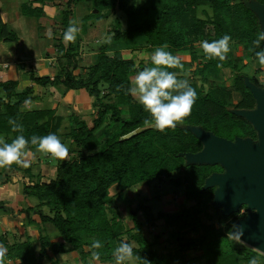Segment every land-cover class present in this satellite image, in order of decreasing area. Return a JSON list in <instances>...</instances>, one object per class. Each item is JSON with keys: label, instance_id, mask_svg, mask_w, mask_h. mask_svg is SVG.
Returning a JSON list of instances; mask_svg holds the SVG:
<instances>
[{"label": "trees", "instance_id": "16d2710c", "mask_svg": "<svg viewBox=\"0 0 264 264\" xmlns=\"http://www.w3.org/2000/svg\"><path fill=\"white\" fill-rule=\"evenodd\" d=\"M83 1H91L98 8L101 13L97 17L100 19L108 18L114 9L121 10L126 16L125 25L120 19L115 20L113 30L108 39L100 44L85 76L76 73L83 61L78 56L77 41L67 45L63 41V33L71 21L73 7ZM233 1L143 0L138 5L131 0H29L24 4L22 10L27 15L41 17L45 5H54L63 16L62 31L59 38H56L55 46L60 69L53 76H40L31 72L32 81L42 86L85 89L92 98L94 117L89 123L82 114H71L65 137L70 139L69 152L73 153L65 161H57L54 174L48 180H43L40 174L35 177L31 166L14 164L11 168H3L5 180L9 181L14 175L22 186V192L36 200V204L27 210H36L39 223L53 225L62 238V242L58 244L51 241L48 235L42 234L40 250H36L30 238L8 244L5 237H1L0 241L4 242L7 249L5 256L8 261L5 264H45V257L51 259V264H58L57 254L72 250H77L86 264H89L88 257L92 259L94 251L99 252L100 262H114L113 249L121 241L128 242L127 238L124 239L126 230L120 211L112 207V198L108 197L115 184L123 192L134 185L152 183L156 178L164 179L176 170H183L185 175L176 178L173 184L176 189H184L185 199L196 200L197 205L200 201L206 204L212 201L214 188L210 186L203 190L202 187L211 172L223 168L217 162L216 165L186 163L187 153H197L203 147L197 131L211 132L230 140L247 137L256 139L258 131L253 123L246 116L229 110V102L222 90H204L203 87L190 83L198 96L191 115L176 128L160 132L154 127H146L149 124L145 121L151 120L149 113L144 111L139 102L134 101L131 94H126V90L130 87L132 77L146 65H150L154 50L166 44V50L174 56H177L174 54L176 50L190 48L192 59L197 61L200 57L199 71L203 76L215 75L222 68L230 67L234 71L233 86L241 96L235 107L240 110L254 108L257 100L249 83L258 85V78L241 71L233 52L230 51L225 61L220 62L208 59L204 53L199 56L191 45L200 40H218L225 34L233 39L239 26L238 35L245 39L249 49L253 47L252 41L260 31L259 20L243 2ZM199 8L203 9L204 17L197 15ZM208 9L213 13H209ZM224 13L235 15V29L230 26ZM91 15L93 13L83 18V25H86ZM243 15L247 21L243 20L247 23L240 22ZM0 39L19 42V35L7 27L1 14ZM260 47L264 48V42ZM125 50L148 51L149 57L137 62L134 57H125ZM249 54L255 57L254 51L249 50ZM180 60L184 69L185 61L182 58ZM218 63H222L223 67L218 68ZM183 69L172 68L168 71L179 73ZM101 83L109 84L111 95L108 98L101 94ZM0 92V135H4L6 142L10 143L20 134L11 131L9 117L23 125V135L26 138L34 134L60 135L61 128H64V116L57 115L55 108L24 105L25 100L32 102L37 97L32 86L19 90L17 80L6 79L0 74ZM105 126L114 130H110L107 137L101 138L98 130ZM138 128L142 130L121 138ZM29 149L36 151L32 145H29ZM147 199L144 197L140 200L137 213L132 214L134 230L130 239L137 243L133 251L138 264H143V261L136 259L137 256L148 260L150 264H189L201 259L204 260L201 264H249L253 258L257 259V251L233 242L225 232L211 235L212 232L207 231L196 240L198 245L195 243L197 249H202L201 254L187 257L195 240L184 242L181 237L178 246H173L175 250H168L167 254L175 257L170 261L156 245L163 231L155 234V240L151 242L144 234V226H155L163 218L167 228H182L190 225L195 212L184 208L172 213L160 211L155 216L151 206L144 204ZM140 211L144 215L143 220L139 219ZM216 212L221 221H226L227 218L219 210ZM182 218H185L184 222L181 221ZM230 225L229 223L227 229ZM94 240L101 241L103 246L93 249L91 245ZM171 240L174 239L171 237ZM171 240L169 241L172 242ZM48 248L51 249V256ZM180 255L186 258L181 259Z\"/></svg>", "mask_w": 264, "mask_h": 264}, {"label": "rangeland", "instance_id": "374dc122", "mask_svg": "<svg viewBox=\"0 0 264 264\" xmlns=\"http://www.w3.org/2000/svg\"><path fill=\"white\" fill-rule=\"evenodd\" d=\"M19 1H24V0H19ZM136 4H141L143 0H131ZM241 1L245 4V6L252 10L255 15L257 16L259 20V25H260V31L264 30V13L261 8V6L264 5V1L261 0H234L233 2H238ZM3 4V3H2ZM1 5V3H0ZM73 14L71 15L70 20H75L77 21V26L80 28L79 33L77 34L76 40L78 43V56L81 57L83 60L81 62V67L76 70L77 74H82L86 75L84 73L87 72L88 66L92 64L94 57L96 56V52L99 50L100 44H103L109 37L110 32L113 30V25L115 24V20L118 18L120 21L125 25L126 23V16L125 14L119 10V9H114L113 11L110 12V15L108 18H98L97 15L99 12L97 7H94L91 1H83L73 7ZM209 13H213L211 9H208ZM90 13H93L87 21L86 25H83V18H85L87 15ZM60 14V12H59ZM197 15L200 17H204L205 13L202 8H199L197 10ZM50 17V16H48ZM62 14L61 15H56L54 19L49 18L45 19L43 16L40 17L39 23L41 24H46L47 28L55 27L56 30L54 31L55 33H58V36L55 35L56 38H59V34L61 33V28L63 26L62 22ZM224 17L229 21L230 26L232 28H236V17L235 15H230L228 13H224ZM243 18L240 19L241 23H247L246 17L243 15ZM245 21H244V20ZM54 20V22H53ZM56 21V22H55ZM239 23V22H238ZM31 29V27H28ZM37 31V26H34V31ZM47 29L41 28V30H38L39 32V45H34L33 43L29 44L30 48L28 47V44L26 42V52L30 53L31 55H35V51L33 47H37L38 54H40V57H42L44 60H42L46 64V68L48 69V72H56L54 67H51L48 62H47V57H49V54L54 55L56 52V38L53 41V29H52V38H49L47 36V32H45ZM31 31V30H30ZM239 32V26L237 27V30L234 33V38L230 41V48L231 52H233V57L235 60L238 62L241 71L246 72L250 76H256L258 78L259 84H255L254 82L252 83L256 88L264 90V66H261L256 59V57L251 56L249 54V48L248 45L245 41L244 38L238 35ZM29 38V37H28ZM32 41V40H31ZM203 40L197 41L193 44H191L197 51V54L199 56H203V51L202 48L200 47V43ZM190 47V45H189ZM29 48V50H28ZM175 55L180 56L185 61V66L182 72L178 73V78L180 79H187L189 83H192L196 85L197 87H203L204 90H210V89H219L224 92V94L227 97V101L229 102V110H235L239 111L240 108H236L235 105L237 102L240 100L241 96L238 90H236L233 86V75L234 71L230 67H224L218 72L217 74H208L204 75L200 73V68L201 65L199 64L200 57L196 61L192 59L191 57V52L190 48L186 49H180L176 50L174 52ZM30 55V56H31ZM123 55L127 58L129 57H134L137 62H139L141 59H147L149 57L148 51H143V50H137L136 52L130 51V50H125L123 52ZM29 56V57H30ZM28 57V55H27ZM51 57V56H50ZM59 59V57H58ZM57 60V57L53 58L50 64H54ZM26 80L30 81L29 74L25 76ZM133 79V77H132ZM25 84L27 81L24 82ZM25 84L21 83L20 88H24ZM36 84V83H35ZM109 84L106 83H101L100 84V89H101V94L105 96V98H108L110 93V87L108 86ZM36 88L39 89V85L36 84ZM43 88V87H42ZM44 89V88H43ZM40 90V89H39ZM41 93V91H38ZM50 90L45 89V92L43 93L44 96H49ZM87 96V93H86ZM133 97V96H132ZM134 101H137L136 98H134ZM50 100V98L48 99ZM138 102V101H137ZM53 106V104H52ZM76 110L81 112L82 116L84 118H91L93 116L94 111L91 106L88 105V107H84V103L78 102V104L75 105ZM258 104L254 108L251 109H244L245 111H251V110H256ZM62 113H65V108L61 109ZM91 122V121H90ZM69 125V121L65 120L64 123V128L62 129L63 133L66 132V128ZM146 127H151V126H146ZM110 130H114L111 127L108 128L107 126L101 127L98 130V135L101 138H105L109 135ZM142 130V128H138L134 132H138ZM131 134V133H130ZM128 135H124L121 138H126ZM63 143L70 148V139L64 138ZM252 143L256 145H262L263 141L261 136L259 135L256 139H252ZM204 147V146H203ZM201 148V150L203 149ZM70 150V149H69ZM199 150L198 152H200ZM46 157V156H45ZM186 157V163L187 164H192V165H202V164H207V165H212L215 164L214 162H200V161H190ZM30 158V155H28V158ZM44 159V158H43ZM54 164L57 163V160L53 162ZM216 164H219L223 169L222 170H214L211 172V174L206 178L205 184L203 185L202 189L205 190L209 187H206V182L209 178H211L214 175L222 174L225 172V167L220 163L217 162ZM215 164V165H216ZM35 170H37L35 168ZM185 171L183 170H176L174 171L169 177H165L164 179H159L156 178L152 183H143V184H138L134 185L130 188H127L123 190V192H120V186L118 184H115L111 188V195H108V197L112 198V207L114 209H117L120 211V216L121 220L124 226V229L126 230V234L124 239H128V242L134 246H137V243L135 240L130 239V235L133 233L134 230V221L132 218V214L137 213L136 208L140 202V200H143L144 197H147L148 199L144 202L145 205L151 206L152 212L155 216L160 211H165V212H176L180 211L184 208H190L193 212V217L190 220V225L188 226H183L182 228H175L173 227H166L164 224V219L161 218L157 225L147 227L144 226V234L148 238L149 241H154L155 240V234L161 233V237L159 239V242H156V245L161 252V254L166 255L165 257L169 259L170 261H173L175 259L174 256L168 255V250L170 252L174 251L175 249L173 246H178L179 240L182 237L184 242L188 240H195L194 244L191 245V248L187 252V257H194L197 256V254L202 253V249H197L195 243L198 245V242L196 241L201 234H205L207 231H211V235H217L220 232H225L228 236L229 239H231L233 242L237 244H242L245 245L255 251L258 252L257 260L259 261V264H264V251L261 249H258L257 247L249 244L247 241H245L242 236H236L233 234V231L235 229H232V224L236 223L238 224L239 221L247 219L249 216L253 215L256 213L255 208L250 207V203L243 201L241 202L236 210L232 212H226L225 205L224 203H217L215 201L216 193L217 190L219 189L220 185L219 184H212L211 187L214 188L213 190V195H212V201L209 204H206V202H199V205H197L198 201L196 200H186L185 199V194H184V189L179 188L176 189L173 182L176 178L182 177V175H185ZM22 190V189H21ZM19 197H16L13 201L16 203V205L11 204V210H17L19 211V208H28L29 204V199L22 197L21 194H19ZM205 200V198L203 199ZM36 202V201H34ZM206 204V205H205ZM216 210H219L223 216H225L227 219L226 221H221L220 217L218 216ZM34 210L33 212H35ZM9 213L5 210L0 209V216L3 214ZM24 217L26 214V211H24ZM236 214V217H234ZM35 214L30 216H34ZM13 218L14 216L11 215ZM39 218V217H38ZM139 219L143 220L144 215L142 211L139 212ZM181 221H185V218H182ZM231 224L229 226V229H227L228 224ZM196 226V227H195ZM195 227V228H194ZM44 230V231H49V234L51 237L56 238L58 236V232L55 230V228L48 224V225H39V230ZM2 230L0 229V232ZM173 233V235H172ZM20 236V234H19ZM174 240H171V237ZM60 237V236H59ZM26 239L25 237H23ZM33 242H35L34 237L31 238ZM126 239V240H127ZM54 240H57L54 239ZM171 240L172 242H170ZM37 243V242H36ZM58 244L60 241L57 242ZM38 243L34 245V248L36 250H39ZM4 246V245H3ZM165 246V247H164ZM169 246L171 247L170 249H167L166 247ZM165 252V253H164ZM51 254V253H50ZM57 258H59L60 262L59 264H83L81 261V256L77 250H72L71 252H60L57 255ZM181 259H185L186 257L184 255H180ZM88 260H91V257H88ZM204 260L201 259V261H195L189 264H201ZM44 263L45 264H51V261L49 258L45 257L44 258ZM98 261L94 260V264H97ZM103 264H115L114 262H106ZM130 264H138L136 260L133 258V260L130 262Z\"/></svg>", "mask_w": 264, "mask_h": 264}, {"label": "clouds", "instance_id": "9594fccd", "mask_svg": "<svg viewBox=\"0 0 264 264\" xmlns=\"http://www.w3.org/2000/svg\"><path fill=\"white\" fill-rule=\"evenodd\" d=\"M80 28L77 21H69V26L63 33V41L74 43ZM47 35L52 38L51 29ZM232 37L228 34L223 35L218 40L209 42L203 40L200 47L208 59H216L220 62L225 61L228 53L231 51L230 41ZM110 42V40H109ZM264 42V30L257 33V38L252 41L255 57L261 66H264V48L261 43ZM167 45L158 46L150 57V65H146L131 80L130 87L126 94H131L142 105L144 111L149 113L151 120L145 121L149 126L154 127L157 131L164 132L167 129H174L177 125L183 124L188 118L195 102L198 98L196 90L190 85L187 79L178 78V73L168 71V69H183V64L179 57L174 56L167 51ZM255 49H260L256 51ZM218 68L223 64L218 63ZM119 90V89H118ZM30 100H25L24 105H30ZM8 124L11 125V131L20 133L10 143L0 138V168H11L12 165L28 167L27 156L29 155V145L35 146L36 151L51 156L53 159L65 161L69 157L68 147L61 141L59 136L54 133H48L43 136L32 135L26 138L23 135L24 127L18 123L15 118L9 117ZM226 172V170H225ZM224 172V173H225ZM223 173V174H224ZM233 234L236 236L243 235V227L232 224ZM103 245L101 241L94 240L91 247L99 249ZM7 249L0 245V264H5V255ZM115 264H130L134 258L133 245L126 241H121L112 252ZM99 252H92V260L98 261ZM136 259L142 260L143 264H150L146 259L137 256ZM91 264V261L89 262ZM249 264H259L255 258L249 261Z\"/></svg>", "mask_w": 264, "mask_h": 264}, {"label": "crops", "instance_id": "0c3cea01", "mask_svg": "<svg viewBox=\"0 0 264 264\" xmlns=\"http://www.w3.org/2000/svg\"><path fill=\"white\" fill-rule=\"evenodd\" d=\"M26 2H29V0H24V1L0 0L1 3L0 14L4 23L7 25L9 29L14 30L19 35V42L6 41L4 39H0V74H2L6 79L17 80L19 90H22L27 86H32L34 89V94L37 95V97L31 102L30 105H28V107L36 106L38 108H47V107L55 108L57 115L64 116V123H65V120L69 121V117L73 112L81 114V112H79L78 110L82 108L76 110L77 108L75 105L78 104V102L84 103L85 105L84 107H88V105L92 107V98L85 89H64L63 87L42 86L37 83L36 84L39 85L40 90L36 88L35 82L32 81L30 77L31 72H34L36 75H40V76L55 75L60 69V61L58 59L59 56H58V52H55L54 55L49 54V57H47L46 60L51 67L55 68L56 72L54 73L48 72V69L46 68L47 67L46 64L42 61L44 59L40 57V54L37 53L39 52L38 48L36 46L33 47L35 51V55H31L29 52L27 53L25 51L27 46L26 42L29 48H30L29 45L30 43L31 44L33 43L34 45L36 44L39 45L38 43L39 39L37 37H39L40 35L38 30H41V28H43V30L47 29L45 32H48L49 29H51L52 31L53 29V33H54L53 34L54 37L52 39L53 41L55 40L54 38H56L55 35L58 36V33L54 32L56 30L55 27L47 28L46 24L44 25L39 23L38 18L40 19V17L24 14L22 9ZM56 15H61V13L59 14L56 6L54 5L44 6V14L42 16L45 19H49V18L54 19ZM34 26H37V31L36 30L34 31ZM28 27H31V29H29ZM55 55L57 57L56 62L54 64H50L53 58L55 57ZM27 74H29L31 82L26 80L25 76ZM25 81H27L26 84L24 83ZM21 83L25 84L24 88H20ZM45 89L50 90L48 97L44 96L43 94L45 92ZM38 91H41V93ZM1 94L2 93L0 92V95ZM49 98L50 100H48ZM64 108H65V113H62L61 109ZM93 117L94 115L91 116V118H86V119L89 123H91L90 121H92ZM62 129L63 127L60 130L59 138L63 142L64 141L63 139L67 137H65V133H63ZM0 138H4V135L3 134L0 135ZM72 153L73 152L70 151L69 156ZM29 155L30 158L27 159L28 158L27 156L26 159L29 163V166H31L32 172L35 174V177L38 174H40L43 176V180H48L54 174L55 171V164L53 162L55 160L58 161V159H53L49 155H45L43 153L36 152L34 150H29ZM35 168L37 170H35ZM2 170L3 168H0V209L5 210L9 213L0 216V229L2 230L0 232V238L5 237L6 242L8 244H13L15 242H23L28 238L31 239L32 237H34L35 242L33 243L34 245H36L37 243L39 244L38 245L39 250H40V237L42 234L48 235L50 240L53 242L57 243L58 241H60L61 243L62 238L60 234H58V236L56 237L57 240H54L56 238L53 239V237L50 236L49 231H44L42 229L39 230V225H48L49 223H39V218H38L39 215L38 213H36V211L33 212L27 209L24 210V208H19V211L18 209L11 210V204L16 205V203L13 200L16 197H19L20 196L19 194H21L22 197L29 199L28 208L30 206H34L36 204V202L34 201L36 200L34 198H30L26 196L22 192L21 190L22 186L20 185V182L17 181L14 175L11 176V179L9 181L5 180L4 176L2 175ZM24 211H26L25 214L26 217H24L23 214ZM30 214L31 215L35 214V215L30 216ZM11 215H13L14 217L12 218ZM55 230L57 231V229ZM23 237L25 238L27 237V238L24 239ZM0 245H4V242L0 241ZM48 250H49V255L51 256L52 255V252L50 251L51 249L48 248ZM57 259L59 260V258ZM89 261H91V264H94V260L91 259ZM59 262L60 260L58 261V264ZM103 263L106 262H100L98 260L97 264H103ZM83 264L86 263L83 262Z\"/></svg>", "mask_w": 264, "mask_h": 264}, {"label": "water", "instance_id": "95a60500", "mask_svg": "<svg viewBox=\"0 0 264 264\" xmlns=\"http://www.w3.org/2000/svg\"><path fill=\"white\" fill-rule=\"evenodd\" d=\"M261 8L264 13V5ZM249 86L257 100V109L236 112L253 123L262 138V145L252 143L248 137L230 140L198 130L204 147L200 152L187 153L186 156L190 161L220 162L225 167L226 172L209 178L206 187L214 183L220 185L215 201L224 203L226 212L236 210L243 201L256 209L255 214L237 225L243 227L242 238L245 241L264 251V90L252 83Z\"/></svg>", "mask_w": 264, "mask_h": 264}, {"label": "built area", "instance_id": "2783aa9c", "mask_svg": "<svg viewBox=\"0 0 264 264\" xmlns=\"http://www.w3.org/2000/svg\"><path fill=\"white\" fill-rule=\"evenodd\" d=\"M4 260H5V262H6V261H8V258H6V256H5Z\"/></svg>", "mask_w": 264, "mask_h": 264}]
</instances>
